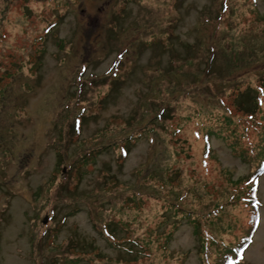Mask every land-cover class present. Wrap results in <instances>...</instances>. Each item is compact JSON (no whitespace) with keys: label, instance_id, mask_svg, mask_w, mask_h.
Masks as SVG:
<instances>
[{"label":"rangeland","instance_id":"1","mask_svg":"<svg viewBox=\"0 0 264 264\" xmlns=\"http://www.w3.org/2000/svg\"><path fill=\"white\" fill-rule=\"evenodd\" d=\"M211 44L221 46L212 79ZM249 87L255 118L235 104ZM0 89V264H203L201 236L204 264H215L250 232L255 164L232 146L260 153L264 0H0ZM166 103L171 121L154 135L146 125ZM196 186L199 213L225 204L202 218L212 239L153 195ZM259 200L238 264H264V175ZM168 232L163 257L156 242ZM139 239L153 251L137 253Z\"/></svg>","mask_w":264,"mask_h":264},{"label":"trees","instance_id":"2","mask_svg":"<svg viewBox=\"0 0 264 264\" xmlns=\"http://www.w3.org/2000/svg\"><path fill=\"white\" fill-rule=\"evenodd\" d=\"M223 10H224V8H223ZM230 17H231V14L229 15L228 18H230ZM222 20L223 19L221 18V19H217L216 21H217V23H220ZM52 26L50 27V30H51ZM47 30L49 31V29H47ZM228 30L232 31L230 28H228ZM216 45L217 44H214V45L211 44L210 46H208L209 47L208 48V54H207L208 62H207V67L205 69H207V71H206L207 77H209L210 79H212L211 78V70L213 68V64L216 62L217 55H218L219 50L221 48V46H216ZM227 48L229 49V48H231V46H229ZM209 63H211V64H209ZM249 70H250V68L246 70V75L251 72ZM7 75H9V74H7ZM217 80H219V79H217ZM249 80L251 81L252 77L251 78L249 77ZM95 81H98V80H95ZM182 86H183V88H180V90H182V89L185 90L186 88H189L185 84H182ZM204 89L207 90L208 88L205 86L203 88V90ZM207 91L210 93V90H207ZM246 91H249V93H245L244 92L242 95H238V92H237V97L235 98V104H236L237 108L238 107L239 108L242 107V109H244L243 111H245L246 113H249V114L251 113L250 115L252 116V118H255V112H253V111H255V110H253L255 108H253V106L256 107L255 105L257 103V97L255 95L258 94V93L255 90L252 91L250 89V87ZM78 94H79V96L77 95L76 99L78 98V99H80V101H83L82 100L83 97L81 96V95H83V93H82L81 89L79 90ZM214 94L220 95L219 92L214 93ZM1 95L2 96L4 95V91L2 89H0V96ZM170 98H171V96H170ZM170 98L167 99V101L170 100ZM240 100H242V101L244 100L242 104H241ZM76 101L79 102V100H76ZM176 101H178V99L174 100V102H176ZM0 103H1V100H0ZM248 107L251 108L252 112L249 111V110H246V108H248ZM172 109L174 110V108H171V104H169V103H166L163 106L159 107L158 112L156 114L157 116L154 115L152 121H150L146 125V128H147L148 132L154 133V135H155V131L157 130L158 125H162L165 122L171 121L170 115L173 112ZM85 112H86V109L80 107V110L77 113H74V115L70 116V118H73V121L70 120L71 123L76 121L77 125L80 126L81 122L83 121V118H85ZM225 119H226L227 123H231L232 122V119H231L230 116H225ZM64 120L66 121L67 119L65 118ZM153 123H155L154 126H152ZM150 126H152V127L149 129ZM155 127H156V129H155ZM262 129H263V131H262V140H261L260 143L257 144V146L255 148V151H259L260 152L257 155V157L255 155L246 156L245 150L241 148V145H242L241 143H239V144H241L239 146L237 143L234 142L233 146H232L236 150H237V148L241 149L238 153H237V151H235V152H236L237 155L242 157L244 162H246L248 164H251V165L255 164L254 173L256 175L260 174V172H261L260 163L264 159V126H262ZM179 130L181 131V127H179ZM205 135L209 139L211 137H213L215 135L214 127L208 128L206 133H205ZM153 140H155V137L152 138V142H153ZM155 143H156V140H155ZM207 145L209 146V149H210L209 153H211V148H210L211 145H210V142L208 140H207ZM91 156L92 155H88V157H91ZM247 179H249V178H247ZM159 184H160L159 185V190H161L160 192H162L163 190H165L168 187V184H167L166 181H163V180L159 181ZM234 189L236 190L237 187H235ZM199 191H200V188L196 186V192L192 196H190L192 193L190 191H188V190L186 191V194L184 192V193L178 195L177 197H176V195H172L171 191L166 192V193L169 194V196H167L166 198L162 194H159L160 192L157 193V194H153V195L154 196L157 195L158 197H162L163 199L167 200V202L169 204V208L171 209L169 211L171 213L175 212L176 214H179V213L182 214L183 215L182 217L186 218L185 220L190 221V222L192 221L194 223V225L197 227V230H198L199 233L202 232L203 235L206 236V238L210 237L212 239L210 234H207L206 232L201 230L202 218H206L208 220L210 217L213 218L215 215L218 216L220 212L223 213V215H225V211L222 210V209L225 208V204L222 203V205H219V207H218L217 206V201H211L209 204L205 205L210 210H207V208L204 206L202 211L199 213L197 211V209H196V206H197L196 203H193L194 199L197 198ZM234 192H236V191H232V192L229 191L231 200H235V199L239 198V200L243 201V197L242 196L238 197V194H235ZM170 195L174 199L171 198ZM199 202H201V201H199ZM201 203L204 204L203 202H201ZM226 203L228 204V202H226ZM199 206H201V205H199ZM108 227L109 226L107 225L106 228H108ZM172 234H173L172 232H168L166 234L158 235L160 240L156 242V244H157L156 249H157V251H159L163 255V257H167L168 256L169 244H170V242L172 240ZM201 237H202L201 251L203 252V258L202 259H203V262L205 263L204 256H205L206 260L209 259V255L207 253L209 248L207 247V245L209 244L208 242H209L210 239L209 240L206 239L207 240L206 241L204 236H201ZM147 238H144V239H147ZM138 241H140L141 243L144 244V245H140V244L137 243V241L135 242V245L133 244L135 247H138V248H136V251L139 254H144L145 250L153 251L154 246L156 245V244L155 245H151V243H146V242H144V240L142 241V239H139ZM244 243H245V240L240 242L239 245H237V248H233V247L229 248L228 247V249L224 253V255L221 256L219 259H217V262L215 261L214 263L215 264H238V262H237L238 257L236 255V251H237L238 247L239 248L242 247ZM223 245H224V243H223ZM234 250H235V252H234ZM235 257H236L237 260L234 261ZM206 263L210 264L209 262H206Z\"/></svg>","mask_w":264,"mask_h":264}]
</instances>
